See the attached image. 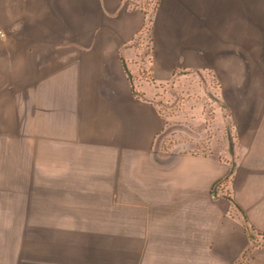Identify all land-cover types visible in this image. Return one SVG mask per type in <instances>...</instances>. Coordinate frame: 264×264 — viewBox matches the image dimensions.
Returning a JSON list of instances; mask_svg holds the SVG:
<instances>
[{
  "label": "crops",
  "instance_id": "1",
  "mask_svg": "<svg viewBox=\"0 0 264 264\" xmlns=\"http://www.w3.org/2000/svg\"><path fill=\"white\" fill-rule=\"evenodd\" d=\"M0 28L20 82L0 96L20 122L0 144V264H264V0H0ZM143 50L155 83L210 73L208 147L162 146ZM232 161L229 199L213 187ZM37 165L63 200L115 203V257L70 240Z\"/></svg>",
  "mask_w": 264,
  "mask_h": 264
},
{
  "label": "rangeland",
  "instance_id": "2",
  "mask_svg": "<svg viewBox=\"0 0 264 264\" xmlns=\"http://www.w3.org/2000/svg\"><path fill=\"white\" fill-rule=\"evenodd\" d=\"M143 51L141 55L144 56L134 71L136 80L134 84L136 90H134L150 98L157 111L163 116L165 126L159 134L162 146L187 150L193 148L194 144L198 145V150L208 147L213 141V132L206 129L207 126L203 124L210 121V104L218 95L210 73L201 75L199 79L190 75L179 76L171 83H155L146 71L144 63L146 53L145 50ZM11 61V57H7L4 53L3 41H0V96L5 93L11 95L20 84L16 75L11 73ZM206 106H209L207 112ZM16 109H18L16 105H0V136L2 137L0 144L3 138L7 139L3 136L6 132L9 133L10 128L13 134L17 133L13 126L19 125L20 122L16 120L17 118L12 120L8 118V114ZM4 117H7V120L3 119ZM198 124H200L199 128H197ZM11 140L19 142L17 138ZM26 152L30 157L29 150ZM37 167L39 168V165ZM39 169L37 171L44 181L42 187L47 190V192L42 191L44 199H55L53 202L45 201V209L52 210L57 215L61 226L71 229L70 240L83 247H90V250H87L91 252L92 257H115V250L109 248L111 244L105 245L106 242L110 243V240L105 238V233H101L106 219L113 220L109 214L115 210V203L100 201L98 196L93 195H78L73 197L74 200H63L67 198L66 195L58 196L50 192L52 188L50 167ZM111 236L114 235H109Z\"/></svg>",
  "mask_w": 264,
  "mask_h": 264
},
{
  "label": "trees",
  "instance_id": "3",
  "mask_svg": "<svg viewBox=\"0 0 264 264\" xmlns=\"http://www.w3.org/2000/svg\"><path fill=\"white\" fill-rule=\"evenodd\" d=\"M150 18H151V12L148 14L147 19L143 23V31L144 30H148V27H149L148 25L150 23ZM132 90L134 92L133 88H132ZM229 182H230V179L226 178L222 182L218 183L216 191H217V193H222L223 195H225L226 197H228L230 199L229 191L227 189V186H228Z\"/></svg>",
  "mask_w": 264,
  "mask_h": 264
},
{
  "label": "water",
  "instance_id": "4",
  "mask_svg": "<svg viewBox=\"0 0 264 264\" xmlns=\"http://www.w3.org/2000/svg\"><path fill=\"white\" fill-rule=\"evenodd\" d=\"M227 144H228V152L231 156H233V142H232V139H231V136H230V133L228 130H227ZM234 165H235V163L232 161L228 173L218 183L222 182L224 179H226L232 173V171L234 169ZM218 183H216L215 186L213 187V193L216 192V187H217Z\"/></svg>",
  "mask_w": 264,
  "mask_h": 264
},
{
  "label": "built area",
  "instance_id": "5",
  "mask_svg": "<svg viewBox=\"0 0 264 264\" xmlns=\"http://www.w3.org/2000/svg\"><path fill=\"white\" fill-rule=\"evenodd\" d=\"M5 38V31L0 28V40H3Z\"/></svg>",
  "mask_w": 264,
  "mask_h": 264
}]
</instances>
